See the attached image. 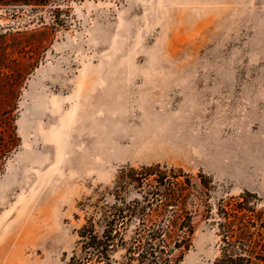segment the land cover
Returning <instances> with one entry per match:
<instances>
[{
	"label": "rangeland",
	"instance_id": "374dc122",
	"mask_svg": "<svg viewBox=\"0 0 264 264\" xmlns=\"http://www.w3.org/2000/svg\"><path fill=\"white\" fill-rule=\"evenodd\" d=\"M40 2L0 6V115L12 102L17 137L0 150V264L81 256L124 167L204 174L213 216L246 193L264 212V0ZM220 245L197 218L180 264H214Z\"/></svg>",
	"mask_w": 264,
	"mask_h": 264
},
{
	"label": "trees",
	"instance_id": "16d2710c",
	"mask_svg": "<svg viewBox=\"0 0 264 264\" xmlns=\"http://www.w3.org/2000/svg\"><path fill=\"white\" fill-rule=\"evenodd\" d=\"M13 2L41 4L40 0H0V6ZM1 50L0 66L7 53L5 47ZM19 85V80L12 81L8 91L15 92ZM1 106L0 123L5 125L0 135H8L9 140L0 139V150L6 152L17 144V137L7 117L12 102ZM197 178L160 164L122 168L114 187L93 204L95 214L80 229L81 256L73 255L69 264H115L112 255L118 248L125 250L120 264H180L192 245L197 218H212L221 236L214 264H264V212L249 205L246 193L219 200L213 216L211 182L204 174ZM131 190L134 198L127 197Z\"/></svg>",
	"mask_w": 264,
	"mask_h": 264
},
{
	"label": "bare ground",
	"instance_id": "6f19581e",
	"mask_svg": "<svg viewBox=\"0 0 264 264\" xmlns=\"http://www.w3.org/2000/svg\"><path fill=\"white\" fill-rule=\"evenodd\" d=\"M71 114V113H70ZM71 116H72V114H71Z\"/></svg>",
	"mask_w": 264,
	"mask_h": 264
}]
</instances>
